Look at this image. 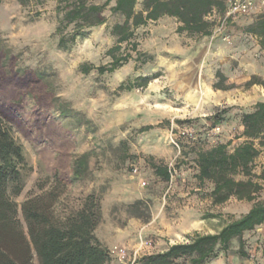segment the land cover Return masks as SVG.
Listing matches in <instances>:
<instances>
[{
	"label": "rangeland",
	"instance_id": "rangeland-1",
	"mask_svg": "<svg viewBox=\"0 0 264 264\" xmlns=\"http://www.w3.org/2000/svg\"><path fill=\"white\" fill-rule=\"evenodd\" d=\"M142 1L138 0L137 10ZM57 2L24 9L17 0H1L0 39L18 56L20 67L46 73L56 94L91 123L81 126L55 109L38 111L32 98L24 99L20 124L12 126L30 170L17 203L54 191L59 195L55 212L64 217L96 193L103 206L96 235L109 249L112 264H138L142 257L189 242L197 233H217L248 213L252 204L236 198L213 204V185L199 182L194 160L198 150L228 142L233 150L241 144L243 114L264 101L263 86L244 87L257 70L251 64L259 63L264 74V53L257 51L246 32L259 15L241 18L223 34L213 32L210 37L179 35L177 21L165 17L138 32L140 49L154 57L152 62L139 67L132 60L114 74L84 75L81 65L110 62L107 51L115 44L110 30L122 18L108 10L107 24L89 30L70 50L61 51L55 36ZM36 10L42 16L32 20ZM218 72L236 88L214 89ZM140 77L150 79L147 87L117 94L122 83ZM19 93L7 90L9 96ZM223 109H229L225 122L213 126L209 118ZM147 126L153 129L141 133ZM85 153L91 155L93 177L73 182L74 161ZM150 158L172 169L170 183L155 175ZM262 170L264 151L256 161V172ZM245 239L249 258L239 257L235 242L228 255L221 252L209 264H264V225ZM121 249L125 258L118 254ZM33 264H40L37 257Z\"/></svg>",
	"mask_w": 264,
	"mask_h": 264
},
{
	"label": "trees",
	"instance_id": "trees-1",
	"mask_svg": "<svg viewBox=\"0 0 264 264\" xmlns=\"http://www.w3.org/2000/svg\"><path fill=\"white\" fill-rule=\"evenodd\" d=\"M24 9L45 5L48 0H17ZM1 2V0H0ZM227 0H143L137 10L138 0H105L98 4L93 0H58L55 31L58 48L70 50L89 30L108 22L106 12L122 18L110 30L115 44L107 51L110 62L81 65L84 75L97 72L104 76L114 74L132 60L139 67L152 62L154 57L140 49L139 30L165 17L177 21V33L190 37H210L216 22L207 17L216 11L226 12ZM42 16L36 10L32 20ZM247 34L255 37L264 51V16H258L249 25ZM214 89L228 91L236 88L228 85L227 77L217 73ZM49 76L41 71L19 66L18 56L0 39V264H33L37 257L40 264H112L111 253L103 245L96 231L103 220L102 200L96 193L87 195L82 205L67 216H57L54 191L28 199L22 205L16 201L25 189L26 172L30 170L24 147L15 138L14 124H20L19 110L26 97L32 98L37 110L55 109L64 118H75L82 126L90 125L83 114L69 102L62 100L50 86ZM149 78L140 77L136 82L122 83L117 94L145 88ZM255 85L264 87V79L253 75L245 84L246 89ZM20 91L17 96L7 95V90ZM7 95V96H6ZM5 97V98H4ZM229 109L216 112L209 120L213 126L225 122ZM243 142L233 150L232 142L219 143L209 149L196 152L197 179L201 184L213 185V204L222 205L236 198L252 204L248 213L227 223L214 234H195L189 242L169 246L163 252L142 257L138 264H209L223 252L228 255L237 242L238 255L249 258L246 250L247 233L264 225V170L256 172V161L264 151V101L258 102L251 112L242 116ZM180 123V122H178ZM152 126L140 130L145 133ZM90 153L77 157L72 170V181L92 178ZM155 175L170 183L173 175L169 166L149 159ZM57 183L63 182L57 178ZM141 202L134 206L138 207ZM22 215V219L20 217ZM141 217V216H137Z\"/></svg>",
	"mask_w": 264,
	"mask_h": 264
},
{
	"label": "built area",
	"instance_id": "built-area-1",
	"mask_svg": "<svg viewBox=\"0 0 264 264\" xmlns=\"http://www.w3.org/2000/svg\"><path fill=\"white\" fill-rule=\"evenodd\" d=\"M251 15L264 16V0H227L226 12L222 16L213 11L207 19L216 22L214 34H223L229 24ZM224 40L230 41V38L224 36ZM118 254L121 258L127 255L124 249L118 250Z\"/></svg>",
	"mask_w": 264,
	"mask_h": 264
},
{
	"label": "crops",
	"instance_id": "crops-1",
	"mask_svg": "<svg viewBox=\"0 0 264 264\" xmlns=\"http://www.w3.org/2000/svg\"><path fill=\"white\" fill-rule=\"evenodd\" d=\"M251 38L253 39V40H255V42H256V45H255V47H256V49H257V51L259 50V51H262L261 50V47L258 45V41H257V39L255 38V37H253V36H251ZM263 53H264V51H263ZM251 67H255L257 70L256 71H254L253 72V75H257V76H263V79H264V74H263V71H262V66L258 63H256V64H251L250 65ZM254 87H259V85H255Z\"/></svg>",
	"mask_w": 264,
	"mask_h": 264
}]
</instances>
